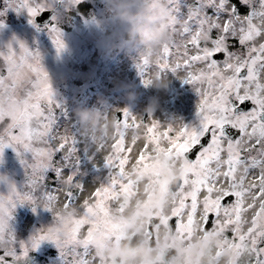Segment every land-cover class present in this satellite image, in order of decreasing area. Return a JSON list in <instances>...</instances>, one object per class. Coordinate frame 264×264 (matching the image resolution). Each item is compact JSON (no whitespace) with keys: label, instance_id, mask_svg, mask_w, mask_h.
I'll list each match as a JSON object with an SVG mask.
<instances>
[{"label":"snow or ice","instance_id":"obj_1","mask_svg":"<svg viewBox=\"0 0 264 264\" xmlns=\"http://www.w3.org/2000/svg\"><path fill=\"white\" fill-rule=\"evenodd\" d=\"M7 2L17 11L26 9L33 24L51 6L47 0ZM166 3L174 18L170 39L144 50L137 68L145 86L168 74L193 85L199 124L145 121L125 108L113 136L95 140L84 131L110 169L91 191L76 179L77 138L58 126L61 104L40 54L23 41L0 51V160L8 146L18 155H33L31 163L22 161L31 169V187L19 192L13 185L0 194V264H30V252L45 240L59 249L60 264H107L96 254L92 234L99 230L109 240L119 238L114 213H123L125 197L138 193L130 169L153 166L159 154L178 163L183 175L167 210L153 216L148 235L155 238L168 228L188 238L212 231L222 235L219 247L231 252V264H264V0ZM48 27L57 49H64L63 33L54 24ZM230 39L243 51L231 50ZM221 53L224 58L216 59ZM48 170L56 173L58 187L38 196L35 189ZM17 201L31 202L33 211L40 205L52 210L55 223L19 240L11 224Z\"/></svg>","mask_w":264,"mask_h":264},{"label":"rangeland","instance_id":"obj_2","mask_svg":"<svg viewBox=\"0 0 264 264\" xmlns=\"http://www.w3.org/2000/svg\"><path fill=\"white\" fill-rule=\"evenodd\" d=\"M40 2L43 3L44 0ZM80 2H88L90 9L81 10L78 6ZM47 3L51 6L45 9H53V16L45 22H38L35 18L36 23L33 24L30 23L31 17L26 9L17 11L8 6L7 0H0V12H3L0 16V51L6 50L9 43L18 46L17 42L23 41L31 51L40 54L55 98L61 104V111L57 116L58 126L61 129L69 128L77 138L78 167L82 161L84 165L87 160L90 168L100 173V166L104 164L105 171L101 178L108 176L110 169L104 161L103 152L96 149L94 140H89L84 131L94 133L95 140L113 136L116 127L113 116L117 110L127 108L137 115L149 110L154 115L168 116L170 120L199 118L197 90L177 75L168 74L167 91L156 89L153 82L149 86L144 85V77L137 68V63L142 52L151 48L143 45L112 48L104 42L112 38L121 42L126 38L127 25L115 15L122 0H47ZM161 3H166V0H138L137 7L155 10ZM52 24L63 33L66 47L62 50H58L53 42L48 27ZM3 74L6 75V72ZM154 97L159 98V106L152 112L147 106ZM78 107L99 111L101 117H104L100 120L101 126L84 124L77 115ZM104 124L106 127L102 126ZM140 146L138 143L136 148ZM87 156L89 160L86 159ZM59 159L60 156H57L56 160ZM32 160L30 151L18 155L11 146L4 149L3 158L0 160V194L7 195L13 185L19 192L31 187V169L22 161L31 163ZM71 171V168H65L66 174ZM53 180L57 182L56 173L48 170L43 185L35 189L38 196H43L46 190L54 191L58 187L57 183L52 184ZM60 199H63L62 195ZM74 211L75 209L69 210ZM116 219L118 220L117 217ZM54 223V212L42 205L33 211L31 202L17 201L13 209L11 224L19 240L27 241L38 231L47 229ZM82 231H86V226ZM102 236L103 233L99 230L95 231L91 243L102 260L107 264H114L110 254L113 250L121 249L116 243L118 238H107L111 244L104 248L101 244ZM32 251L42 255L44 264H60V251L54 242L42 241ZM2 254L0 251V255ZM132 258L134 259L130 262L135 264L136 258Z\"/></svg>","mask_w":264,"mask_h":264},{"label":"flooded vegetation","instance_id":"obj_3","mask_svg":"<svg viewBox=\"0 0 264 264\" xmlns=\"http://www.w3.org/2000/svg\"><path fill=\"white\" fill-rule=\"evenodd\" d=\"M246 11V9H243ZM216 33L213 32V37ZM233 51H243L238 42L234 39L228 41ZM222 60L221 58H217ZM222 58L223 54H222ZM117 112V111H116ZM144 110L142 116L145 121L154 117L155 119L165 122H173L168 116H159ZM123 114L114 115L122 118ZM104 119V117H101ZM104 121V120H102ZM189 125H198L199 118L184 121ZM106 127V125H102ZM86 159L89 160L87 156ZM81 162L78 167L76 179L84 184L87 191H91L98 183V179L104 173L105 165L100 166V173L90 168L89 161ZM132 171V172H131ZM158 172L157 175L153 173ZM131 179L137 185L138 193L130 197H125V211L123 213H114L120 224V236L117 244L121 247L116 251L119 254H110L113 257L114 264H131L128 257H135V264H231L232 256L227 247H219L224 243L221 234L208 231L206 233L193 232L191 237H184L171 228L161 229L155 238L148 235V225L151 223L153 216L162 215L169 207L174 198L173 188L182 179V168L178 163L169 160L163 154L153 157V166L144 169H138L135 166L130 169ZM53 176L54 174L50 172ZM179 175L180 180L176 181ZM57 182L53 180L52 184ZM51 184V185H52ZM87 191L84 197L87 196ZM82 197V199L84 198ZM233 198H228L230 201ZM174 223V221H173ZM98 231V230H97ZM100 233H103L100 231ZM104 248L111 243L107 241L105 234L102 236ZM219 253V255H217Z\"/></svg>","mask_w":264,"mask_h":264},{"label":"clouds","instance_id":"obj_4","mask_svg":"<svg viewBox=\"0 0 264 264\" xmlns=\"http://www.w3.org/2000/svg\"><path fill=\"white\" fill-rule=\"evenodd\" d=\"M138 0H122L115 15L118 19L127 25L126 38L121 42H117L115 38L105 40L106 45L112 48L132 47L136 45H143L153 50L157 49L163 42L170 39L171 33L169 25L174 22L173 15L167 3H161L155 10L137 7ZM156 89L167 91L169 82L163 78H155L153 80ZM159 106V98L154 97L148 109L154 112ZM77 115L80 120L87 125L101 126V114L97 110L88 107H78ZM112 125H110L111 127ZM180 180L179 175L176 181ZM113 255H118L116 250H113ZM127 259H134L128 257Z\"/></svg>","mask_w":264,"mask_h":264},{"label":"trees","instance_id":"obj_5","mask_svg":"<svg viewBox=\"0 0 264 264\" xmlns=\"http://www.w3.org/2000/svg\"><path fill=\"white\" fill-rule=\"evenodd\" d=\"M78 6L81 10H84V11L90 9L88 2H80ZM29 255L31 258L30 264H44L42 255H39L36 251L30 252Z\"/></svg>","mask_w":264,"mask_h":264},{"label":"water","instance_id":"obj_6","mask_svg":"<svg viewBox=\"0 0 264 264\" xmlns=\"http://www.w3.org/2000/svg\"><path fill=\"white\" fill-rule=\"evenodd\" d=\"M54 10L53 9H45L39 16L36 17L38 22L47 21L53 16ZM217 58H222V53L216 55ZM117 115L123 114L122 110H117Z\"/></svg>","mask_w":264,"mask_h":264}]
</instances>
